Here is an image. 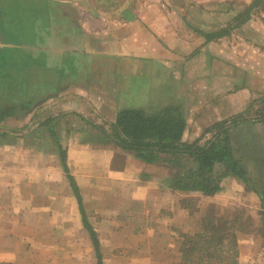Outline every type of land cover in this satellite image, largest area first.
I'll use <instances>...</instances> for the list:
<instances>
[{"label": "crops", "instance_id": "1", "mask_svg": "<svg viewBox=\"0 0 264 264\" xmlns=\"http://www.w3.org/2000/svg\"><path fill=\"white\" fill-rule=\"evenodd\" d=\"M252 2L0 0V85H27L36 100L24 117L0 124L9 133L0 140V264H183V237L199 231L209 207L189 209L187 198L220 196L264 216L260 196L236 177L222 178L212 196L178 191L151 173L154 165L66 121L76 114L107 128L119 110L136 106L127 100L139 84L160 72L182 89L184 140L247 116L264 85V0L235 20ZM217 68L220 77L210 80ZM41 109L51 112V131L34 119ZM249 236L236 232L237 264H264V219Z\"/></svg>", "mask_w": 264, "mask_h": 264}, {"label": "trees", "instance_id": "2", "mask_svg": "<svg viewBox=\"0 0 264 264\" xmlns=\"http://www.w3.org/2000/svg\"><path fill=\"white\" fill-rule=\"evenodd\" d=\"M258 2L260 0H253L244 13L236 17L235 23L241 24ZM224 32L225 30H219L206 35L205 38H215ZM30 90L27 85H0V99L5 95L13 97L7 99L9 103L0 106V124L8 118L19 119L29 113L36 103L31 97ZM21 91L24 94L20 95ZM182 106L183 102L179 101L168 106L160 105L155 109L123 108L118 111L115 121L107 128L92 124L79 115L73 116L85 121V131L91 137L111 141L121 150L132 153L146 164L169 166L171 174L167 184L172 189L212 196L219 191L222 178L233 176L257 193L264 202V172L259 170L260 165L264 166V160L255 154L256 150L258 153L262 150L261 144L258 145L259 131L264 129L262 109L252 111L253 106L250 104L248 112L252 111V116L239 113L227 117L205 128L197 139L184 140L183 134L187 124ZM50 123L51 118H47L42 122V126L51 131ZM8 135V132L0 129V140ZM251 146L253 151L251 160H247L243 153L239 155L242 147ZM60 154L63 170L82 213L79 189L69 173L65 151L60 150ZM238 220V216H219L213 206H209L200 218L199 231L186 235L183 239L181 246L183 264H237ZM84 224L87 225L85 220ZM88 230L97 249L95 233L90 228Z\"/></svg>", "mask_w": 264, "mask_h": 264}, {"label": "rangeland", "instance_id": "3", "mask_svg": "<svg viewBox=\"0 0 264 264\" xmlns=\"http://www.w3.org/2000/svg\"><path fill=\"white\" fill-rule=\"evenodd\" d=\"M233 64L239 61V56L233 55ZM72 62L74 64H76V61L72 60ZM221 63V62H220ZM85 65V63H83ZM232 64V67H233ZM218 67V65H217ZM193 71V72H192ZM192 74L193 76H195V73H197L199 71V68H195L192 69ZM216 71H218V73H216L215 71H210L209 70V79L211 80V77H220L221 75V71H219V68L216 69ZM232 71H235L234 69H232ZM216 74V75H215ZM165 74L160 72L158 78H152V80L150 81L151 83H146L143 82L141 85L139 84V92L136 93L132 99H128L127 100V105H136L135 107H139V108H151V109H155L158 108L160 105H170L171 103H176L179 101L182 102V97H183V93H182V89H180V84L179 82L171 79V77L168 75L164 76ZM166 77V78H164ZM223 77V76H222ZM165 79V80H164ZM219 78H216V83L219 85L220 83L218 82ZM178 83V84H177ZM218 87H222L221 85ZM263 90L261 91V93L259 94H254L253 96V102H251L253 108H255V110H257V108L262 109L261 114H264V85H263ZM47 105H42L40 103V108H45L46 109ZM134 107V108H135ZM39 112L38 116H36L34 119H36L35 121L40 122L41 120H46V116H51L49 111L45 110L44 112L42 111ZM43 112V113H42ZM247 114H251L252 116V111L248 112ZM45 116V117H44ZM31 118V117H30ZM45 118V119H43ZM88 121L89 119L93 120L91 117L87 118ZM32 120V119H31ZM69 120V123H71V125L73 127H84L86 126V123L84 120H81L78 117H75L73 115L70 116V118L66 119V121ZM89 121L92 124V121ZM29 124L30 122H26L23 124ZM22 124V125H23ZM104 126V124H102ZM99 124V126H102ZM51 126V123H50ZM203 129H200L199 131H194V133L190 136V138L188 137V140H194L197 139L198 137H200L203 134ZM40 132V131H39ZM39 134V133H38ZM246 138H248V136H245ZM244 138V136H243ZM259 140H258V145L261 144V151H259V153L255 152V154L260 155V158L262 160H264V129L261 131H259ZM42 139L39 138V141H41ZM244 150H243V149ZM240 149L239 155H241L242 153L244 154V156L247 157V160H251V158H253V151H252V146L249 148H244L242 147ZM255 149V148H254ZM245 151V152H244ZM263 165V164H262ZM260 165V169L262 170V172H264V166ZM152 171L151 173L153 175H165L167 178L170 177L171 174V170L169 169V166H166L165 164H159V165H154V167H152ZM255 173V172H254ZM255 175V174H254ZM263 186V185H262ZM264 188V186H263ZM200 194V193H199ZM217 198L215 199H210L211 201H209L208 198L205 197H199V196H191L189 198H187V200L189 201V209L192 210H197L198 206L201 204L203 206L205 205H209L212 206L210 204H214V208L215 211L217 212L216 214L219 216H229V217H234V216H238L239 220L237 221L236 224V232H244L248 235H250L249 237H252V239H254L255 237H257V235L259 234L261 228H262V220L264 218V216H261V214L257 213L256 211H254L253 208L251 209H245L244 207H241L239 204H233L231 206H227L224 203H221V200L219 199L220 196H216ZM210 203H209V202ZM216 201V202H215ZM207 208V207H206ZM225 210H227L228 212H225ZM258 233V234H257ZM187 235V234H185ZM185 238V236L183 237V239Z\"/></svg>", "mask_w": 264, "mask_h": 264}]
</instances>
